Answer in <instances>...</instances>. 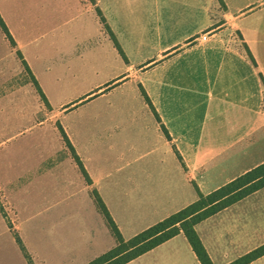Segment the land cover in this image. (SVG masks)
Listing matches in <instances>:
<instances>
[{"label":"crops","instance_id":"obj_1","mask_svg":"<svg viewBox=\"0 0 264 264\" xmlns=\"http://www.w3.org/2000/svg\"><path fill=\"white\" fill-rule=\"evenodd\" d=\"M0 17V104L32 76L89 180L64 142L0 164V264H29L15 236L32 264L114 247L93 191L128 240L264 162V0H0ZM194 231L212 264L261 247L264 187ZM125 264L200 263L179 233Z\"/></svg>","mask_w":264,"mask_h":264},{"label":"trees","instance_id":"obj_2","mask_svg":"<svg viewBox=\"0 0 264 264\" xmlns=\"http://www.w3.org/2000/svg\"><path fill=\"white\" fill-rule=\"evenodd\" d=\"M100 21L104 23V20L101 17ZM0 30L8 39V41L13 44L12 38L1 17ZM114 46L116 47L120 55H122V52L116 45L115 41ZM23 65L26 72L29 73V70L24 62ZM31 79L41 100L44 102V104L47 105L46 98L38 87L36 81L32 76ZM142 94L146 102L150 104L145 94ZM59 132L66 147L70 150L72 157L76 162L78 168L80 169L82 175L88 182V177L80 161L73 153L72 147L70 146L66 136L64 135L60 127ZM263 187L264 162L258 164L257 166L242 173L233 180L207 194H202L195 187L197 194V198L195 201L178 210L177 212L169 215L168 217L162 219L161 221L153 224L152 226L144 229L143 231L137 233L128 240H124L121 237L117 227L112 221L101 199L98 197L96 192L93 191L91 193L92 199L94 201V204L96 205V208L104 217L105 223L115 240V246L95 257L86 264H125L126 262L136 258L137 256L145 253L146 251L152 249L153 247L161 244L162 242L172 238L179 233H182L184 235L200 264H212L210 258L208 257L205 249L203 248L198 236L194 231V225ZM0 210L2 211L1 208ZM15 239L20 246V249L23 251L24 256L28 260V263L32 264L28 255L24 252L19 238L15 236ZM262 254H264V245L228 264H246L257 258L258 256H261Z\"/></svg>","mask_w":264,"mask_h":264},{"label":"rangeland","instance_id":"obj_3","mask_svg":"<svg viewBox=\"0 0 264 264\" xmlns=\"http://www.w3.org/2000/svg\"><path fill=\"white\" fill-rule=\"evenodd\" d=\"M96 14L100 19L99 13ZM102 31L105 52L106 43L112 41L114 44V40L104 23ZM30 80L24 71L23 95L20 102L0 104V164L3 166L35 157L37 146L52 150L57 149L60 144L64 145L57 129L60 110L51 112L50 107L44 104L36 93ZM27 83L29 85H26ZM63 157L64 153L60 151L52 159L59 160Z\"/></svg>","mask_w":264,"mask_h":264},{"label":"built area","instance_id":"obj_4","mask_svg":"<svg viewBox=\"0 0 264 264\" xmlns=\"http://www.w3.org/2000/svg\"><path fill=\"white\" fill-rule=\"evenodd\" d=\"M202 39L204 40V39H205V37H204V36H202Z\"/></svg>","mask_w":264,"mask_h":264}]
</instances>
